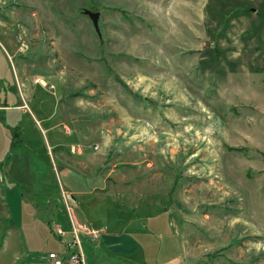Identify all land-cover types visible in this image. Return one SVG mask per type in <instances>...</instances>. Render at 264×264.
<instances>
[{"label": "rangeland", "instance_id": "rangeland-1", "mask_svg": "<svg viewBox=\"0 0 264 264\" xmlns=\"http://www.w3.org/2000/svg\"><path fill=\"white\" fill-rule=\"evenodd\" d=\"M83 10L98 12L99 36ZM0 22V103L24 105L0 114L7 149L23 154L8 161L48 185L34 203L54 205L39 216L12 190L0 224L20 248L0 264L64 257L73 162L106 183L78 208L86 227L125 228L141 246L110 262L264 264V0H0Z\"/></svg>", "mask_w": 264, "mask_h": 264}, {"label": "crops", "instance_id": "crops-1", "mask_svg": "<svg viewBox=\"0 0 264 264\" xmlns=\"http://www.w3.org/2000/svg\"><path fill=\"white\" fill-rule=\"evenodd\" d=\"M2 29L3 30L5 29V25L2 22H0V34L2 33L6 34L5 32H1ZM15 46H16V51H17L19 47H17L18 45L16 44ZM23 107L24 105L22 103L14 104V105H7L6 103H0V114L1 116H5L7 112H12V111L24 113ZM30 115L32 118L31 121H34L35 123H37L38 121L34 119L32 113ZM49 117L50 116H48L47 118L49 119ZM0 118L5 119L4 117H0ZM7 128H9L11 131H15V130L17 131L18 128L19 130H22L18 122L9 124ZM53 129H54V126H49L47 128V131H52ZM2 132L3 131L1 130V125H0V149H1L2 144H4L5 147L7 144L5 135ZM12 147L13 145L10 144L9 148L7 149L6 147L5 149L6 155L8 157L6 161L4 160V158L0 160V218L3 219L4 221H8V225H11V222L9 221L13 220V215L8 210L6 201L9 196L10 198L14 197V193L12 191L13 189L18 190L17 195H19V198L21 201L25 199L27 202L26 204H32L35 207V211L39 216H41V213H42L41 210H44V212L46 213L48 212L49 208L53 210V207H54L52 201L49 200L48 197L45 198L44 201L40 200L37 203L33 202L32 196L42 197L43 195L51 194V193H48V185L40 186L39 188L36 187L35 185L37 182L36 175L28 174L26 172L21 174L22 166L17 171H15V173L12 171L13 163L11 164V162L8 161V159L11 157H13L14 159L16 155H20V156L23 155L22 153L20 154L12 153ZM49 149H50L49 146L45 147L46 155L49 154ZM10 151H11V154L9 155ZM76 152H79L77 154H80L81 149L77 148ZM0 155H2V153H0ZM55 158L59 160L60 162L64 163L60 155L58 154L55 155ZM49 161L51 163V167L53 171L52 173L53 179L57 181V185L60 188L58 174H55L54 164L52 163L51 160ZM23 162H24V159L21 161V163ZM15 164H17V159L15 160ZM67 165L69 164L67 163ZM71 166L73 167L72 172H70V170H67L65 174L66 175H70L69 173L73 174V179H71V176H70V178L67 179V181L64 183L66 184L64 186H66V190L69 195L66 193V190L63 191L60 189V193L62 192L68 195L72 199L73 201L72 213L74 214L75 220L78 222L84 223L85 220L89 221L90 217L91 219L93 217L91 213H89V215L87 213L88 215V218H87L84 211H81L83 213V216H80V210H78V208L82 206H89L90 208V204H95L94 203L95 201L101 202V199L104 198L103 196H105L106 190L105 191L103 190L106 187V183L104 179L98 178V176L95 178V176L91 175L92 167H90L89 163H87L86 166L85 165H83L82 167L79 166L80 170H77L78 168L76 166V162L75 163L73 162ZM107 177L108 175H106V178ZM91 194H94V198H93L94 200L92 199L91 201H89ZM87 196L89 197L88 199H86ZM110 199L115 200L112 197ZM75 210H77V212H75ZM135 210H137L136 213H139L140 211H143L142 213L148 212V209L143 208V206L142 208H136ZM135 210H133L132 208V211H135ZM134 222L135 221L133 218L128 217V220L124 221L123 225L124 226L134 225ZM89 224H92V223H89ZM47 226L48 224H46V227ZM88 226L95 229L93 224L88 225ZM2 227L5 229V227L1 226L0 224V251L3 252V251H7L10 249L12 251L17 252L20 247L15 245L16 238H17L16 232L13 231L12 227H9L8 229L9 234L12 235L13 233V235H16V237L11 239L12 240L11 242L12 243L14 242L13 244L7 245L6 243H4V239H5L4 237L6 233L2 234ZM95 230L97 231V237L93 241L86 242L85 244L84 251L86 250L88 252V256H85L84 252L82 251L83 259H84L83 264H115L114 262H110V261L111 260L115 261L118 259L120 262L122 259H126L127 261H129L132 258L133 254L135 252H139L141 249L140 244L134 239L133 233H129L125 228H122L121 230L120 229L111 230V228H107L105 227V225H100ZM63 233L67 234V232H63ZM88 243H91V244H88ZM143 243L148 244V240L145 239ZM48 252H52V251H47V253ZM44 261H45L44 264H48L45 258H44ZM24 264H27V263H24Z\"/></svg>", "mask_w": 264, "mask_h": 264}, {"label": "built area", "instance_id": "built-area-1", "mask_svg": "<svg viewBox=\"0 0 264 264\" xmlns=\"http://www.w3.org/2000/svg\"><path fill=\"white\" fill-rule=\"evenodd\" d=\"M64 204V211L67 218L68 234L70 235V241L63 243L65 250L64 257H59L54 252H48L45 256V260L49 264H83V253L81 250L80 239L81 236L93 241L97 237V231L95 229L86 227L83 223L75 221L72 213V199L64 193H60ZM53 232L56 236L62 237L63 232L59 226L53 225Z\"/></svg>", "mask_w": 264, "mask_h": 264}, {"label": "water", "instance_id": "water-1", "mask_svg": "<svg viewBox=\"0 0 264 264\" xmlns=\"http://www.w3.org/2000/svg\"><path fill=\"white\" fill-rule=\"evenodd\" d=\"M82 14L86 15L89 18L94 32L97 34V36H99V30H98V24H97V20L99 16L98 12H91L88 10H83Z\"/></svg>", "mask_w": 264, "mask_h": 264}]
</instances>
